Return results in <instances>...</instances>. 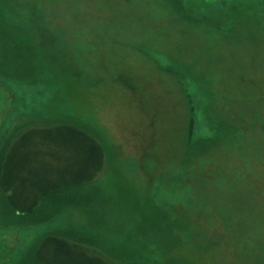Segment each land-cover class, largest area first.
Returning <instances> with one entry per match:
<instances>
[{
	"label": "rangeland",
	"instance_id": "rangeland-1",
	"mask_svg": "<svg viewBox=\"0 0 264 264\" xmlns=\"http://www.w3.org/2000/svg\"><path fill=\"white\" fill-rule=\"evenodd\" d=\"M0 9V165L33 123L106 151L99 180L33 212L0 183V264H41L50 235L128 264H264V0Z\"/></svg>",
	"mask_w": 264,
	"mask_h": 264
},
{
	"label": "trees",
	"instance_id": "trees-1",
	"mask_svg": "<svg viewBox=\"0 0 264 264\" xmlns=\"http://www.w3.org/2000/svg\"><path fill=\"white\" fill-rule=\"evenodd\" d=\"M5 15L0 9V23L8 27L11 20ZM15 40L24 41V38ZM15 135L21 143L10 146L17 136L7 141L1 154L0 183L10 191L9 200L16 210L33 212L46 199L101 178L106 161L105 147L96 133L77 122L33 123ZM38 249L41 264H128L58 235L45 237Z\"/></svg>",
	"mask_w": 264,
	"mask_h": 264
}]
</instances>
